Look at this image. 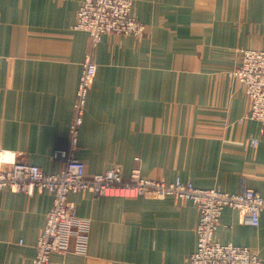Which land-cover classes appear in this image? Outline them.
<instances>
[{"label": "crops", "instance_id": "1", "mask_svg": "<svg viewBox=\"0 0 264 264\" xmlns=\"http://www.w3.org/2000/svg\"><path fill=\"white\" fill-rule=\"evenodd\" d=\"M82 0H0V169L55 172L73 118L89 36L73 28ZM144 34L105 33L92 50L74 156L87 173L141 175L264 196V125L240 120L249 100L233 76L243 49H264V0H133ZM262 128V130H260ZM255 138L257 144L251 140ZM90 220L87 250L54 264H186L198 211L172 196L70 193ZM52 194L0 188V264H32ZM264 264V212L251 225L225 207L214 233Z\"/></svg>", "mask_w": 264, "mask_h": 264}, {"label": "built area", "instance_id": "2", "mask_svg": "<svg viewBox=\"0 0 264 264\" xmlns=\"http://www.w3.org/2000/svg\"><path fill=\"white\" fill-rule=\"evenodd\" d=\"M133 0H82L73 28L89 36L73 103V118L65 145L57 149L55 158L60 168L45 172L34 163L16 161L11 168L0 169V188L32 193L44 188L52 194V205L45 225L36 240L32 264H54L53 252L87 250L90 220L79 216L70 193L91 191L95 195L138 196L150 193L156 198L172 196L190 200L197 208L196 246L186 264H262L256 252L247 246L220 243L214 239L219 216L225 207L238 210L251 225H257L264 212V196L252 189L226 192L219 188H200L190 181L148 178L133 167L127 177L116 165L101 172L87 173L85 164L74 156L78 126L86 105L90 83L96 72L92 50L105 33L131 34L140 37L145 25L132 15ZM233 76L243 86L249 105L240 120L255 119L264 125V49H243ZM262 130V128L260 129ZM253 145L257 140H251Z\"/></svg>", "mask_w": 264, "mask_h": 264}]
</instances>
